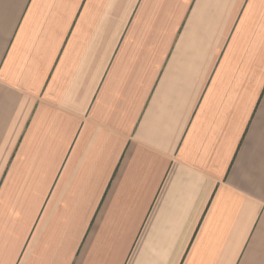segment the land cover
Instances as JSON below:
<instances>
[{
  "label": "crops",
  "instance_id": "0c3cea01",
  "mask_svg": "<svg viewBox=\"0 0 264 264\" xmlns=\"http://www.w3.org/2000/svg\"><path fill=\"white\" fill-rule=\"evenodd\" d=\"M0 264H264V0H0Z\"/></svg>",
  "mask_w": 264,
  "mask_h": 264
}]
</instances>
